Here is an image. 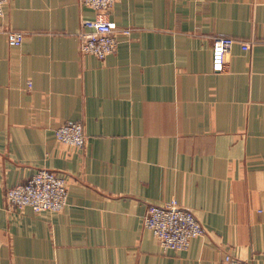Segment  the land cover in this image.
Wrapping results in <instances>:
<instances>
[{"label":"crops","instance_id":"crops-1","mask_svg":"<svg viewBox=\"0 0 264 264\" xmlns=\"http://www.w3.org/2000/svg\"><path fill=\"white\" fill-rule=\"evenodd\" d=\"M106 17L131 34L104 61L80 52L97 12L79 0L0 18V264H264V0H117ZM216 37L236 40L221 74ZM73 122L84 149L55 136ZM39 170L69 181L67 207L9 208ZM171 201L205 229L186 252L144 226Z\"/></svg>","mask_w":264,"mask_h":264},{"label":"built area","instance_id":"built-area-1","mask_svg":"<svg viewBox=\"0 0 264 264\" xmlns=\"http://www.w3.org/2000/svg\"><path fill=\"white\" fill-rule=\"evenodd\" d=\"M85 7L97 12L94 29L80 34V52L93 56L100 61L116 53L120 36L129 37L131 30H121L106 16L111 13L117 0H79ZM10 0H0V18L5 16ZM25 34L19 31L8 32V41L12 47H20ZM236 45V40L228 37H216L212 48V70L221 74L227 69V58ZM251 43L241 45L242 50L252 49ZM57 140L75 149H84L87 134L82 122L66 123L55 131ZM69 181L57 172L39 170L25 183L8 188L5 191L7 206L19 211L27 208L35 213L61 212L68 205ZM144 226L158 240L164 253L186 252L193 240L205 236V229L195 214L171 201L164 206H150L144 218ZM225 264H251L227 255Z\"/></svg>","mask_w":264,"mask_h":264}]
</instances>
